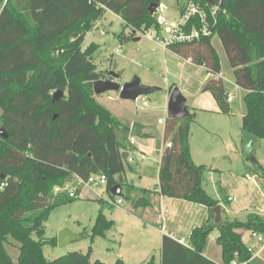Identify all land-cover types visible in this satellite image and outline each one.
I'll return each mask as SVG.
<instances>
[{
    "label": "trees",
    "instance_id": "16d2710c",
    "mask_svg": "<svg viewBox=\"0 0 264 264\" xmlns=\"http://www.w3.org/2000/svg\"><path fill=\"white\" fill-rule=\"evenodd\" d=\"M194 1L207 10L212 7L205 0ZM152 4L160 5L161 0H0V125L7 132V138L0 137V264H13L5 249L9 238L18 242L19 264H106L91 261V249L47 259L42 246L55 245L56 239L46 240L45 222L55 207L78 198L80 187L73 194L54 191L73 176L86 180L91 174H103L107 192L125 183L121 152L135 149L127 143L130 124L96 99L92 84L107 77L92 60L97 45L82 49V43L106 11L120 16L135 34L149 28L158 32L156 14L149 13ZM208 21L212 23L209 17ZM192 24L200 27L192 20L187 29ZM133 35L122 31L118 38L127 41ZM213 35L222 43L235 84L246 91L241 129L264 139V0H223L211 34L166 46L205 68L211 77L202 91L211 93L221 113L229 114ZM56 89L64 95L53 103ZM192 118V114L186 119L166 118L163 147L161 141L156 144L157 188L162 196L212 211L219 202L203 188L206 167L194 164L189 152ZM252 164L256 167L258 162ZM112 225L100 209L92 236H104ZM214 228L222 264L233 259L253 264V250L242 235L252 231L264 236V218L258 214L249 215L246 222L195 227L188 246L163 235L160 264H218L203 255ZM113 264L125 263L118 258Z\"/></svg>",
    "mask_w": 264,
    "mask_h": 264
},
{
    "label": "rangeland",
    "instance_id": "374dc122",
    "mask_svg": "<svg viewBox=\"0 0 264 264\" xmlns=\"http://www.w3.org/2000/svg\"><path fill=\"white\" fill-rule=\"evenodd\" d=\"M186 2L187 0H161L157 11L162 14L165 24L159 26L158 32L152 28L138 31L127 41H121L118 35L122 31L128 35L131 32L130 28L126 27L125 21L120 16L111 11H106L103 17L96 22L94 28L85 35L82 49L91 43L97 45L92 60L97 70L104 72L106 77L108 72H114L120 74L121 79L127 78V81L134 76L142 81L140 73L145 68L152 66L156 69H163V46L160 40L157 41L155 37L166 36L165 26L177 20L180 10ZM163 9L166 14L162 13ZM136 37H140V40H133ZM215 38L211 39L215 40ZM224 68L227 91L235 94L234 100L229 102L230 114L226 115L220 110L209 109L199 113V117L207 119L209 126L207 128L204 124L196 125L197 122L201 123V121L199 122L193 117L189 123V125L191 124L189 126V138L193 143L197 142L199 146L204 145L207 150H212L202 160L206 163V167L220 169L206 170L203 174L202 185L207 194L219 202L222 221L246 222L249 214L256 213L259 215L264 209V139L258 138L253 144V156L258 162V165L254 167L249 159L242 156L238 140V135L241 134V117L246 110L243 101L244 95H242L241 89L232 83L230 65L229 69ZM206 73L197 67L193 70L182 71V74L186 75L191 83L204 77ZM156 86L160 88L159 91L143 96L147 101L146 106H143L140 100L121 99L118 91L96 95L99 103L105 106L115 117L130 124V126L137 122L144 126V130L141 136L134 137L135 149L129 151L133 161L124 160L125 173L123 178L125 183L121 187L120 196L110 195L105 185L92 189L78 184V182H71V180L66 182L63 187L54 188L55 192L60 193L70 192L73 187L75 190L80 187L81 192L74 201L55 207L49 214L45 222V238L47 241L55 238L56 244L52 245L48 242L43 244V255L47 259L51 260L71 251H79L85 254L89 249H91V261L100 260L106 264H113L117 258L122 259L120 254L124 257L122 260L127 263L142 259L140 245L132 246V241L140 240L137 233V230L141 231L140 227L131 225L126 228L123 224L122 209L135 210L139 215L149 217L153 215L154 209L157 207V202L144 208L133 209L132 207L134 189L149 188L153 190L158 179L160 156L156 144L162 141L164 126L163 123H158V119L166 120L168 118L167 102L170 91L168 93L164 83L162 86ZM181 93L186 97L184 92L181 91ZM200 125L206 127L207 130ZM127 143L130 146L129 138ZM130 149L131 147H129ZM216 150H223V156L218 157ZM118 198L122 200L119 206L108 203ZM100 209L108 220L114 221V224L105 232L104 236H92V227ZM212 224L213 220L208 222V225ZM63 229L80 236V238L59 246L57 236ZM121 232L123 233L122 240L120 238ZM217 234V228H214L206 240L203 254L223 263L221 246L215 241ZM5 249L13 264H19L18 242L9 238L8 242L5 243Z\"/></svg>",
    "mask_w": 264,
    "mask_h": 264
},
{
    "label": "crops",
    "instance_id": "0c3cea01",
    "mask_svg": "<svg viewBox=\"0 0 264 264\" xmlns=\"http://www.w3.org/2000/svg\"><path fill=\"white\" fill-rule=\"evenodd\" d=\"M213 37H216V38L215 40L211 39V44L214 47L219 57V63L221 65L220 76L225 83V88L227 91L226 82L224 80L225 79L224 77L225 68L224 67H227L229 69V62L227 61V56H226V53L224 51V48L222 46V43L219 37L217 35H214ZM139 40H140V37H139ZM163 55H164L163 69L162 68L156 69V68H153L152 66L150 68H145L144 71H141L140 73V76L142 78V81L140 82H143L145 85L147 84L149 86H156V85L162 86V84L164 83L165 86H167L168 93L169 91L172 90V89L170 90L171 86L173 87L176 86L180 88V90L186 94L185 95L186 96L185 97L186 106L189 110V113L192 114L193 117L197 121L199 122L201 121V123H198L196 121L197 122L196 125L204 124V126L206 127L209 126L207 119L199 117V113L207 111L208 109L219 111L218 105L217 103H215V100L213 99V96H211V93L207 91L206 92L202 91V86L211 77V75L209 73H206L204 77L198 78L195 82L191 83L188 77L182 74V71L184 70L189 71L191 69L193 70V68L195 67L205 71V68L203 66L195 65L191 63L189 60L184 59L183 57L175 54L171 50L164 48V47H163ZM120 76L121 75L119 74V77L117 79V81L120 84H122L121 82H125L128 80L127 78L121 79ZM232 77H233L232 83H234V85L238 87L235 84L233 72H232ZM241 91L243 92L242 95H245L246 91L243 89H241ZM228 93H233V92L227 91V94ZM234 98H235V94H234ZM234 98L232 99V101L234 100ZM245 111L246 110H244V114H245ZM229 114H226V115H229ZM241 120H242V117H241ZM201 126L203 125H200V127ZM204 126H203V129L207 130L208 127L206 128ZM241 126H242V123H241ZM143 130H144V126L142 129V132ZM163 132H164V126L162 129V137H163ZM238 136H239L238 140L240 142L241 154L243 157H246L242 151V129H241V134H239ZM162 141H163V138H162ZM162 141H161V147H163ZM156 149H157V146H156ZM189 152H190V156L194 164L203 165L206 167L207 166L206 163H204V161L202 160H204L205 158L204 156L212 152V150H207L204 147V145L199 146L197 142L193 143V141L190 140L189 138ZM225 152L227 153L226 149H225ZM223 154H224L223 150L217 151L218 157L223 156ZM206 170L213 171V170H220V169L206 167ZM70 180L71 182H74V181L76 182V176H73ZM157 184H158V179H157L156 187L153 190L149 188L134 189L135 192H134V197L132 199L133 209L152 206L154 203L157 202V207L154 209L153 215L146 217V216L139 215L137 211L135 210L122 209L123 217H124V223H123L124 226H126V228H129L131 225H138L140 228L138 226L137 227L142 231L141 232L137 230L138 236H140V240L132 241V244H133L132 246L140 245L142 259L135 260L133 263H127L125 261L124 262L125 264H143L144 262L149 261L151 258L153 259L154 264H160L161 262V242H162L163 235H168L172 237L173 239L177 240L178 242L182 243L183 245L188 246L189 236L193 228L202 226L204 224H208V222H210L211 220H213V224H214V213L210 211L206 206L197 204V203L187 202L181 199L162 196L158 192ZM140 189H146L147 192L139 193L138 191ZM138 196L145 197L147 203L144 206H134V202ZM251 214H256V213H251ZM157 215H161L163 220L158 222ZM221 221H222V213H221ZM113 224H114V221H113ZM122 235L123 233L121 232L120 233L121 240L123 238ZM250 235H251V231L243 232L242 241L249 248H252L254 252H256L258 248L260 247V245L255 240H253ZM246 237H248L247 240H245ZM155 252H157V254H155ZM203 255L209 260H212L218 264H222V263H219L211 259L210 257H207L205 254ZM120 257L124 259L123 255L121 254H120ZM253 264H264V248L255 256V261L253 262Z\"/></svg>",
    "mask_w": 264,
    "mask_h": 264
},
{
    "label": "water",
    "instance_id": "95a60500",
    "mask_svg": "<svg viewBox=\"0 0 264 264\" xmlns=\"http://www.w3.org/2000/svg\"><path fill=\"white\" fill-rule=\"evenodd\" d=\"M206 3L223 8V0H205ZM159 5L152 4L149 7V13L153 15ZM130 31L135 34V30ZM133 40H139V37ZM119 75L114 72H108L107 78L99 79L93 82L92 87L95 95H100L109 91H118L119 97L125 100H136L138 97L149 95L155 91H159L160 88L157 86H149L142 84L137 76H134L131 80L120 84L117 79ZM64 95V91L56 89L52 93V102H56L61 99ZM189 110L186 106V98L183 96L178 87H173L170 91L168 102H167V117L176 119H186L189 116ZM143 126L137 122L132 123L130 126L129 134L132 137H138L142 134ZM0 137L7 138V132L3 126L0 125ZM256 136L242 131V151L244 155L251 161L255 163V157L253 156V144L256 140ZM128 155L127 151L121 152V158L126 159ZM110 194L114 196L121 195V187L119 184L113 185L109 189ZM147 203L144 196H138L134 202V206H144ZM212 212L214 213V224H218L221 221V207L216 205ZM80 236L70 233L67 230H61L57 236V244L63 246L70 241L79 239Z\"/></svg>",
    "mask_w": 264,
    "mask_h": 264
},
{
    "label": "built area",
    "instance_id": "2783aa9c",
    "mask_svg": "<svg viewBox=\"0 0 264 264\" xmlns=\"http://www.w3.org/2000/svg\"><path fill=\"white\" fill-rule=\"evenodd\" d=\"M218 8L219 7L217 6H212L210 9L207 10L204 6L194 0H187L186 4L181 8L177 20L175 22L170 23L168 26H165L166 36H156L155 39L157 41L160 40L162 46L166 48L168 44L173 42H186L196 39L200 35H209L211 34V26H213V24L216 22V13ZM157 10L155 12L156 23L158 26H162L165 24V21L162 14H160ZM162 13L166 14V11L163 9ZM208 17L211 18L212 23L208 21ZM192 20H197L200 27H195V25L192 24L190 25V28L187 29V26L191 24ZM233 98V93L227 94L226 99L228 102L232 101ZM136 100H140L143 106L147 105V101L144 99L143 96L138 97ZM164 122L165 120L158 119V123ZM129 142L131 145H134V137L129 135ZM127 152L128 155L126 157V160L132 162L133 158L130 156L129 151ZM76 182H78V184H82L86 187L94 189L95 187L105 185L106 178L103 174H91L86 180H81L76 177ZM74 191L75 188L73 187L70 193L73 194ZM108 203H110L111 205H119L122 203V200L118 198L117 200H113L112 202ZM260 215L264 218V209L262 210ZM157 220L158 222L162 221V216L157 215ZM250 236L260 245L256 252L253 251L252 258H254L264 248V236L262 234L252 231ZM249 249L251 250V248ZM248 261H238L236 259H233L228 264H247Z\"/></svg>",
    "mask_w": 264,
    "mask_h": 264
}]
</instances>
